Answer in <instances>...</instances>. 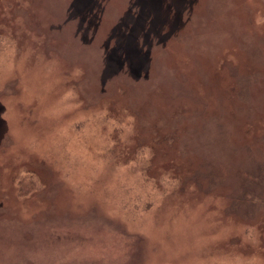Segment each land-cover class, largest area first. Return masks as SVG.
Segmentation results:
<instances>
[{
    "label": "rangeland",
    "instance_id": "374dc122",
    "mask_svg": "<svg viewBox=\"0 0 264 264\" xmlns=\"http://www.w3.org/2000/svg\"><path fill=\"white\" fill-rule=\"evenodd\" d=\"M0 264H264V0H0Z\"/></svg>",
    "mask_w": 264,
    "mask_h": 264
}]
</instances>
